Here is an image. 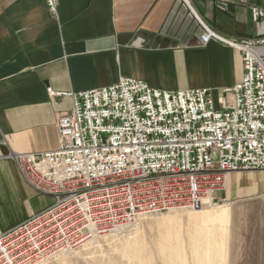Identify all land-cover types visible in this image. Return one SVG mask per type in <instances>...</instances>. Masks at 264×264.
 <instances>
[{
	"label": "built area",
	"instance_id": "built-area-1",
	"mask_svg": "<svg viewBox=\"0 0 264 264\" xmlns=\"http://www.w3.org/2000/svg\"><path fill=\"white\" fill-rule=\"evenodd\" d=\"M45 2L57 18L59 0ZM251 11L264 25V7ZM200 25L202 44L241 53L244 79L217 102L208 88L160 91L125 77L66 94L58 148L13 156L28 186L55 201L0 233V264H44L143 216L208 210L232 174L264 173V36L227 40Z\"/></svg>",
	"mask_w": 264,
	"mask_h": 264
},
{
	"label": "crops",
	"instance_id": "crops-1",
	"mask_svg": "<svg viewBox=\"0 0 264 264\" xmlns=\"http://www.w3.org/2000/svg\"><path fill=\"white\" fill-rule=\"evenodd\" d=\"M59 2L55 18L45 0L0 1V233L34 213L13 156L58 148L57 118L73 108L66 94L125 77L160 91L208 88L217 102L244 79L243 56L202 44L200 23L227 40L264 36L251 11L264 0Z\"/></svg>",
	"mask_w": 264,
	"mask_h": 264
},
{
	"label": "rangeland",
	"instance_id": "rangeland-1",
	"mask_svg": "<svg viewBox=\"0 0 264 264\" xmlns=\"http://www.w3.org/2000/svg\"><path fill=\"white\" fill-rule=\"evenodd\" d=\"M19 174L23 180L20 171ZM236 177L239 178L236 180L237 186L233 187ZM25 191V206L30 213L42 212L55 201L54 197L39 194L28 186H25ZM217 197V205L212 208L229 206L231 214L227 229L225 263L264 264V173L239 171L232 174L227 181L226 190ZM210 209L174 210L140 217L130 227L96 239L91 245L77 251L68 252V261L62 264H161L159 246L163 241L167 243L179 235L188 252L186 260L188 259L189 264L193 254L188 247L190 239L187 230L195 227L194 222H189V214L194 216L195 213ZM176 216L180 223L171 220ZM14 219L15 217L8 220ZM163 220L168 221L164 224ZM55 259L44 264H59L54 262Z\"/></svg>",
	"mask_w": 264,
	"mask_h": 264
},
{
	"label": "bare ground",
	"instance_id": "bare-ground-1",
	"mask_svg": "<svg viewBox=\"0 0 264 264\" xmlns=\"http://www.w3.org/2000/svg\"><path fill=\"white\" fill-rule=\"evenodd\" d=\"M230 215L229 206L219 209L211 208L210 211L195 213V217L189 214V222H194L195 224V227L187 230L190 239L188 247L193 254V259L189 264H226L224 254H226L227 229ZM171 220L177 223L181 222L177 216L172 217ZM167 221L163 220L162 223L166 224ZM159 250L162 259L161 264H188V259L186 260L188 252H186L183 245L181 235L167 241V243L163 241V244L159 246ZM67 253L56 257L54 262L62 264L68 261Z\"/></svg>",
	"mask_w": 264,
	"mask_h": 264
}]
</instances>
